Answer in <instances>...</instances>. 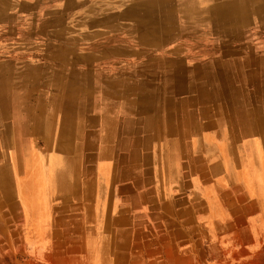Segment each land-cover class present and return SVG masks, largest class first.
Wrapping results in <instances>:
<instances>
[{"label":"rangeland","instance_id":"obj_1","mask_svg":"<svg viewBox=\"0 0 264 264\" xmlns=\"http://www.w3.org/2000/svg\"><path fill=\"white\" fill-rule=\"evenodd\" d=\"M165 1L0 0V264H264V210H219L237 202L221 170L215 173L221 182L209 170L226 164L225 151L192 146L200 132L182 136L184 149L164 136V145L147 152V140L135 144L125 123L132 114L162 111L170 121L183 116L192 131L217 114L224 148L230 137L224 117L233 102L260 94L255 85H240L233 58L241 56L215 49L225 42L258 46L264 34L252 19L218 27L209 24L214 14H205L201 34L193 35L194 15H179L178 0L170 1L169 17L155 7L143 14L151 2ZM131 5L140 7L126 14ZM155 20L171 31L133 29L139 22L157 27ZM156 34L159 43L139 39ZM215 62L221 71H210ZM227 66L232 86L225 94L208 85L226 78ZM65 122L75 148L60 146ZM151 169L160 182L158 202L162 193L170 198L163 215L145 210L141 188L132 210V178L143 187ZM242 177L257 181L264 197L263 172L244 170ZM215 179L213 200L204 190ZM198 202L201 210L175 216L178 207Z\"/></svg>","mask_w":264,"mask_h":264},{"label":"crops","instance_id":"obj_2","mask_svg":"<svg viewBox=\"0 0 264 264\" xmlns=\"http://www.w3.org/2000/svg\"><path fill=\"white\" fill-rule=\"evenodd\" d=\"M204 4H206L207 1H209V4L217 5V0H202ZM256 1V5H263L264 6V0H252ZM251 1V2H252ZM212 2V3H211ZM223 3V2H222ZM222 3L219 5L222 6ZM202 4V3H201ZM201 4H196V6H199V9L201 8ZM208 5V2H207ZM255 6V5H254ZM198 10V9H197ZM253 10V8H252ZM211 15V14H210ZM209 15V16H210ZM214 20H210L209 24L211 25V21L214 23L217 19V15L214 13ZM255 18V20H253ZM211 19V16H210ZM252 19V25H255L260 32L264 34V15L260 17H255V15H249L247 16V21H250ZM145 24L144 28L146 30V34L153 32L152 26H148L147 23L141 22ZM204 23V21H203ZM245 23V22H244ZM215 24V23H214ZM250 24V22H249ZM201 26L202 21L200 18V15L194 16V24L192 25V34L193 35H199L201 34ZM216 28V25H213ZM137 27V28H136ZM193 28L198 29V31H195ZM134 30H138L140 33L145 34L144 30L138 27L136 25L133 27ZM132 29V30H133ZM162 31V30H161ZM185 32V31H184ZM211 32V31H210ZM145 34V35H146ZM213 35H216V33L212 32ZM229 34V33H228ZM228 34H222L221 38H228L232 35ZM141 35V34H140ZM248 38V36H247ZM228 43L225 42L224 46H220V48L215 49V54H221L222 56H233V55H240L241 59L240 61L233 58V62L237 63L236 65H239V69H241V86H256L258 88L260 96H257V99L254 101H249L248 98L242 99L239 106L233 102L231 106V110L229 111L228 115L225 118L224 122L229 126L226 128L225 134H228L230 137L225 140L224 148H222V142L220 138V134L224 129H222V118L219 117L217 114L209 115V118L205 120L204 122H196L195 125L191 128L192 131L186 130L184 127V118L183 116H178V118H172L171 121L168 119H165L164 116H162V111L153 113H146L144 115H134L132 114V123L129 121H125L127 127H131L132 125V135H134V143L138 142L139 144H142V141L147 140V146L144 145L143 149L147 152L149 150L154 149L155 145L157 144H163L164 145V136H174L176 137V140L171 141L172 147H181V149H184L183 145L186 143L183 142L185 138L182 139V136L187 135L189 133H194V135L202 134L203 136L198 138L192 139V146H196L198 149H207L210 152H220L221 150L225 151L226 154V161L225 165H223L222 162H220L219 165L211 164L209 167L210 174L214 173V176H218L215 173H217L218 168L221 170V173L224 174L223 178L219 177V182L224 180V184H226L227 187H230L229 190H231L230 193H234V197L232 199H235L237 202L234 203L236 205H232L231 207L229 205L222 206L219 210H264L263 203L264 201L261 200L260 197H263L262 193L259 191V183L255 180H251V178L247 177V181L243 179L242 172L245 171H252L256 170L258 172H263L264 174V36L261 38L260 42L258 43V46H253L249 42H247L246 47H231L227 45ZM144 46V45H143ZM147 46V45H145ZM161 49V48H157ZM217 49L219 53L217 52ZM136 49H133L132 55H136L137 53ZM228 61V59H227ZM229 62H226L225 64H228ZM231 63V62H230ZM214 64V66H213ZM232 67L227 66L225 68V76L224 79H214L208 86H218L220 88H225V94H228V90H226L227 87L232 86L230 82H228L227 74L228 70H230ZM238 68V66H236ZM221 71V69L218 70V66L215 63L210 64V71ZM247 71V72H246ZM251 72L249 75L248 72ZM227 72V73H226ZM215 81V82H214ZM203 84V83H202ZM207 84H204L206 86ZM258 94V93H257ZM227 97V95H225ZM224 96V97H225ZM227 100V99H226ZM134 115V116H133ZM169 123L173 126L171 129L168 128ZM262 126H261V125ZM262 129H260L261 127ZM97 127L101 128V132L103 134L104 130L101 127V124ZM202 132V133H200ZM143 135V137H142ZM142 137V139H138V137ZM250 138V139H249ZM167 143V142H166ZM169 144V143H168ZM194 149V148H193ZM221 153V152H220ZM148 153L145 156V159L148 158ZM220 157L222 155L220 154ZM152 158V156H149L148 161H146L144 165H146V168H152V163H149V160ZM223 159V157H222ZM152 160V159H151ZM146 169V171H147ZM152 169L150 173L146 174V180L143 181L144 186L142 187L139 183L141 182L137 178H132V210H134L136 207L135 200L137 197L133 194V192L136 191V189L141 188L142 191H144L145 194V201L144 203L141 202V205H145V210H151L152 214L158 213L156 210H161L162 215L164 212L168 211V201H170V198L167 196H164L165 193L161 195L160 201L158 202V192L160 188V182L157 180V182L153 181L152 178ZM221 175V174H219ZM217 178V177H216ZM222 178V180H220ZM249 179V180H248ZM218 182L217 179L214 180V183L209 186V193L207 190H204V193L209 194V198L215 200L217 197V191L215 184ZM254 183L252 186V189L247 187V183ZM163 183V180H162ZM139 185V187H138ZM225 186V188H226ZM214 189V191H212ZM214 192V193H213ZM228 192V191H224ZM193 198L195 197V192L193 193ZM142 197V196H141ZM264 198V197H263ZM172 199V198H171ZM173 200V199H172ZM264 200V199H263ZM240 202V203H239ZM159 203V204H158ZM179 203V199H178ZM200 203L194 204L192 208H177L174 212L175 216H179L180 210H201ZM211 210H217L216 206L212 207ZM99 210H97V213L99 214ZM103 215V212H102ZM176 228L178 229V225H176Z\"/></svg>","mask_w":264,"mask_h":264},{"label":"bare ground","instance_id":"obj_3","mask_svg":"<svg viewBox=\"0 0 264 264\" xmlns=\"http://www.w3.org/2000/svg\"><path fill=\"white\" fill-rule=\"evenodd\" d=\"M170 1L171 0H169V1L166 0L165 2L160 3V4H155V3L151 2V4H152L151 7L152 8L151 7H149L150 9L149 8H145V9H147V12L143 11V14L152 13V11L154 10V7H155L157 9H159L158 11L163 12L165 14L164 16L169 17V15H171L170 12H169V7H170V4H171ZM172 1H174V0H172ZM187 2H188V0L187 1L178 0V5H177V10L178 11L177 12H178L179 15L185 14V15L188 16V14L189 15L193 14L195 16V14H197V15H205V14L209 15V14H212L213 15L215 13L216 15H218V17H220L219 19L215 20V23L218 24V27H219V25L220 26H224L225 22L228 21V20H230L232 22V24H237V26H239L238 25L239 24V20H241V22H243V20L246 21L247 20V16H249V15H255V17H260V16L264 15V6L263 5H261V6L256 5L257 3L256 4L249 3L250 0H223L222 6L219 5L218 3H217V5L212 6L213 4H209V1H207L208 5H207V2H206V4L202 5V8H200V9H199L198 5L196 6V4L203 3L202 0H191V4L186 5L185 3H187ZM132 4H134V3H132ZM138 7H140V6H137V5L132 6L131 5V6L127 7V10H125V13L126 14H131L134 10H137ZM133 8H134V10H132ZM252 8H253V10H252ZM157 14H159V13H157ZM157 14H154L155 18L159 17ZM160 16H163L162 13L160 14ZM185 18H187V17H183V19H185ZM141 20L144 21V19H141ZM146 20L148 21V19H146ZM156 22L158 23L157 27H156V24L153 22L154 26H152V29L153 30H159L160 29V30H162L161 32L163 34L166 33L168 28H166L165 26L162 27V23L161 22H159V21H156ZM139 26H140L141 29H143L145 31L144 33L146 34L147 32L144 29V28H146L145 24L139 22L138 23V27ZM171 27H173V26H171ZM175 29H176V27H175ZM193 29H195V28H193ZM173 30H174V28H173ZM169 31H171V29ZM147 36H139L140 41H149V42H153V43H159V39L157 38L158 35L155 36L152 40H151L152 37L148 36V37H150V38H148ZM153 43H150V44H153ZM70 124H71V122L70 123L65 122V124H63L64 125L63 128H62L63 129V131H62L63 135H62V137H60L61 138L60 146L64 147L63 149H66V147H71V146H72L71 148H75V144L71 145V143L68 141L70 139V134L68 132L66 133V131L71 126ZM263 124H264V121H263ZM260 129H262V127ZM77 130H78V128H77ZM59 135H61V133ZM59 148L60 147L58 146V149ZM64 151H67V150H64Z\"/></svg>","mask_w":264,"mask_h":264}]
</instances>
